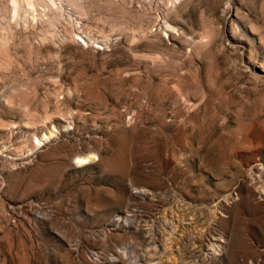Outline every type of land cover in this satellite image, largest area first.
Here are the masks:
<instances>
[{"label":"rangeland","instance_id":"374dc122","mask_svg":"<svg viewBox=\"0 0 264 264\" xmlns=\"http://www.w3.org/2000/svg\"><path fill=\"white\" fill-rule=\"evenodd\" d=\"M0 264H264V0H0Z\"/></svg>","mask_w":264,"mask_h":264}]
</instances>
